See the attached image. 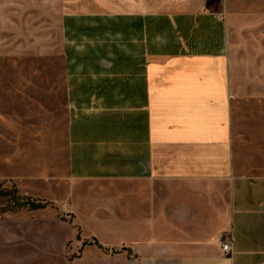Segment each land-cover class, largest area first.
Wrapping results in <instances>:
<instances>
[{
    "label": "crops",
    "instance_id": "crops-1",
    "mask_svg": "<svg viewBox=\"0 0 264 264\" xmlns=\"http://www.w3.org/2000/svg\"><path fill=\"white\" fill-rule=\"evenodd\" d=\"M185 1L63 16L67 196L120 182L129 264H264V0Z\"/></svg>",
    "mask_w": 264,
    "mask_h": 264
},
{
    "label": "rangeland",
    "instance_id": "rangeland-1",
    "mask_svg": "<svg viewBox=\"0 0 264 264\" xmlns=\"http://www.w3.org/2000/svg\"><path fill=\"white\" fill-rule=\"evenodd\" d=\"M185 8V0H0V190L16 188L15 196L46 203L11 210L13 196L0 194V264L134 261L120 203L105 196L119 192L120 182L81 184L83 195L95 194L67 196L62 19L74 12ZM253 26L232 30L243 59L264 46V22ZM246 70L243 77H254L256 70ZM34 172L38 178H29Z\"/></svg>",
    "mask_w": 264,
    "mask_h": 264
},
{
    "label": "trees",
    "instance_id": "trees-1",
    "mask_svg": "<svg viewBox=\"0 0 264 264\" xmlns=\"http://www.w3.org/2000/svg\"><path fill=\"white\" fill-rule=\"evenodd\" d=\"M17 192L16 188L12 192H9L8 190H0L1 195H12L13 196V202L11 203L13 207H11V210H18L23 207H28L29 209H40L46 207V203L36 201L31 198L22 197V196H16L14 193ZM94 244L98 245L99 247H103L98 240L94 239ZM126 249V248H125ZM127 250V249H126Z\"/></svg>",
    "mask_w": 264,
    "mask_h": 264
},
{
    "label": "built area",
    "instance_id": "built-area-1",
    "mask_svg": "<svg viewBox=\"0 0 264 264\" xmlns=\"http://www.w3.org/2000/svg\"><path fill=\"white\" fill-rule=\"evenodd\" d=\"M232 245H233V235L230 234L227 238L223 240L222 243V249L224 253L228 254L232 251Z\"/></svg>",
    "mask_w": 264,
    "mask_h": 264
}]
</instances>
